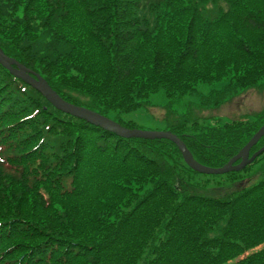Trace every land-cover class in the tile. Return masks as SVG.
<instances>
[{
  "label": "trees",
  "instance_id": "1",
  "mask_svg": "<svg viewBox=\"0 0 264 264\" xmlns=\"http://www.w3.org/2000/svg\"><path fill=\"white\" fill-rule=\"evenodd\" d=\"M0 46L129 128L162 93L165 130L207 166L264 124L263 112L210 123L193 112L264 87V0H0ZM214 176L170 140L58 110L0 63V264H264V152L222 176L236 190L199 193Z\"/></svg>",
  "mask_w": 264,
  "mask_h": 264
},
{
  "label": "water",
  "instance_id": "2",
  "mask_svg": "<svg viewBox=\"0 0 264 264\" xmlns=\"http://www.w3.org/2000/svg\"><path fill=\"white\" fill-rule=\"evenodd\" d=\"M0 62L8 68L16 77L25 80L40 91L56 108L72 116L84 119L93 125L116 133L125 138L139 137L146 139H168L178 145L188 165L197 172L205 174H224L230 171H239L259 156L264 147L250 155L251 149L264 136V125L254 134L250 141L233 157L226 165L219 168L208 167L198 163L192 156L183 140L171 131H152L142 129H130L120 123L106 117L89 108L75 105L62 98L49 83L37 72L27 68L15 58L9 57L0 47ZM238 161H240L239 164Z\"/></svg>",
  "mask_w": 264,
  "mask_h": 264
},
{
  "label": "rangeland",
  "instance_id": "3",
  "mask_svg": "<svg viewBox=\"0 0 264 264\" xmlns=\"http://www.w3.org/2000/svg\"><path fill=\"white\" fill-rule=\"evenodd\" d=\"M218 86V83H216L215 86L201 84L199 90L201 92H207L210 88H217ZM194 99V97L186 98L189 102H192ZM151 101L155 104L153 111L145 109L137 110L127 115V118L133 119L141 129L164 130L167 128L166 123L168 121L165 117V109L162 106L166 104L167 98L160 93L153 95ZM254 111L264 113V87L246 89L243 93L237 95L232 101L224 105L208 107L206 109H198L196 101H193L194 116L204 117L205 119L210 118L206 120V123L213 122V120L217 118L237 119L246 114L253 116L255 113L252 114V112ZM222 176L223 175H217L212 177L211 182L207 184L206 187L202 188L199 193L222 197L239 188V182H223Z\"/></svg>",
  "mask_w": 264,
  "mask_h": 264
}]
</instances>
